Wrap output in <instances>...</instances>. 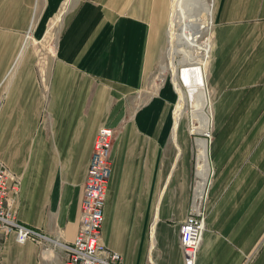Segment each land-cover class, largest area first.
I'll return each instance as SVG.
<instances>
[{
  "label": "crops",
  "instance_id": "obj_1",
  "mask_svg": "<svg viewBox=\"0 0 264 264\" xmlns=\"http://www.w3.org/2000/svg\"><path fill=\"white\" fill-rule=\"evenodd\" d=\"M213 4L209 138L175 126L172 89L149 85L173 0H0V160L21 180L18 222L47 237L11 235L1 264H65L58 244L77 236L103 127L116 138L102 243L124 264H185L180 226L203 145L197 264H264V0Z\"/></svg>",
  "mask_w": 264,
  "mask_h": 264
},
{
  "label": "built area",
  "instance_id": "obj_2",
  "mask_svg": "<svg viewBox=\"0 0 264 264\" xmlns=\"http://www.w3.org/2000/svg\"><path fill=\"white\" fill-rule=\"evenodd\" d=\"M207 137H211L209 133ZM116 132L109 127L99 130L80 203V226L72 243L58 244L65 254V264H124L121 256L102 243V228L108 185L112 175ZM21 180L0 160V264L1 247L11 235L18 243L42 244L47 237L18 222L16 204ZM207 189L198 192L196 181L187 219L180 226V244L185 264H197L206 231ZM48 250V248H45Z\"/></svg>",
  "mask_w": 264,
  "mask_h": 264
},
{
  "label": "bare ground",
  "instance_id": "obj_3",
  "mask_svg": "<svg viewBox=\"0 0 264 264\" xmlns=\"http://www.w3.org/2000/svg\"><path fill=\"white\" fill-rule=\"evenodd\" d=\"M201 1L202 10L205 11L208 18V24H204L203 20L195 14L199 9L197 0H173L168 33L169 49L163 62V65L169 67L171 81L178 95V102L174 109L175 126H178L185 114H188L189 126L193 134H209L211 125V117L208 113L209 100L205 72L209 65L211 41L209 39L203 48L205 56H202V58H199L200 56L192 49L198 43L197 41L201 35L205 32L209 33L213 24V0L209 2L207 0ZM54 26L48 32L49 38H53L52 30ZM191 27L195 31L192 32ZM182 45L186 50L181 54L180 46ZM179 55L182 57L180 62L177 61ZM205 160L206 145H203L199 151L196 185L198 192L204 191L210 176V170L205 168Z\"/></svg>",
  "mask_w": 264,
  "mask_h": 264
},
{
  "label": "rangeland",
  "instance_id": "obj_4",
  "mask_svg": "<svg viewBox=\"0 0 264 264\" xmlns=\"http://www.w3.org/2000/svg\"><path fill=\"white\" fill-rule=\"evenodd\" d=\"M207 1L209 2L210 0H207ZM197 3H198V6H199V9H198L197 13H195V14L201 20H203L204 24H208L207 15H206L205 11L202 10L203 9L202 8V1L201 0H197ZM213 12H214V6L212 8V15H213ZM193 16L195 17V15H193ZM190 29L192 30V32L195 31L192 27ZM212 30H213V24L211 25V29H210L209 33L208 32H205L203 35H201L199 37L198 41H197L198 43H196L195 44V47L192 48L195 51V53L200 56L199 58H202V56H205V52H204L203 48L205 47V45H206V43L208 42L209 39L211 41V38H212V35H211L212 34ZM59 32H60V29L58 31V35H59ZM49 39H53V38H49ZM48 44H51L49 40H48ZM167 45H168V47L166 46V49L168 51V49H169V42H167ZM210 45H211V42H210ZM180 48H181L180 51H181V54H182L186 49L183 47V45L180 46ZM37 49L39 51V54L40 53L41 54H44V49L42 48V46H39ZM166 49L164 51L165 55L167 54ZM49 51H50V49H49ZM50 52H52V51H50ZM165 55H164L163 58H165ZM181 58H182L181 55H179V57L177 58V61L180 62V59ZM164 60H162V61L164 62ZM162 61H161L160 65L157 67L156 71L151 75L149 85H150L151 88H153V89L155 88L156 89L158 87H161V86L167 84L172 89L171 90V93H172V95L174 97V100H175L174 101L175 102L174 108H175L178 95L175 93V90L173 88V84H172V81H171V72L169 70V67L167 65H161L162 64ZM161 77L162 78H165V79H162ZM207 93H208V91H207ZM209 107H210V99H209ZM173 112H174V109H173ZM183 122H185L189 126V115L188 114H185V116L183 117Z\"/></svg>",
  "mask_w": 264,
  "mask_h": 264
}]
</instances>
